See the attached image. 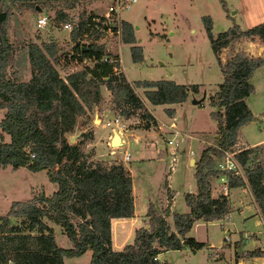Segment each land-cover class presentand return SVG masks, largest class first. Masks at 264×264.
I'll return each mask as SVG.
<instances>
[{
	"label": "trees",
	"instance_id": "trees-1",
	"mask_svg": "<svg viewBox=\"0 0 264 264\" xmlns=\"http://www.w3.org/2000/svg\"><path fill=\"white\" fill-rule=\"evenodd\" d=\"M15 1L32 3L37 10L52 2L80 0ZM85 16L80 17V30ZM8 21L9 13H0V111H5L0 130L9 136V143L0 144V169L11 167L12 170L25 168L33 173L45 172L48 181L57 189L50 197L43 191L32 192L30 200L12 202L7 214L0 216V264H65V259L80 258L88 252L91 257L87 264H167L158 260V256L184 246L192 251L202 249L203 244L185 238V235L197 220H222L230 213L225 196L212 197L210 180L219 175L214 170V159H221L225 152L236 151L240 128L254 121L246 103L254 91L249 80L256 69L264 66L263 59L235 52V49L239 43L255 39L264 46V24L246 31L233 24L225 32L214 35L211 19L202 18L213 54L224 47L231 48L225 63H220L222 83L210 100V106L215 109L210 113L217 127L215 145L200 153L194 174L197 192L183 196L189 212L173 215L175 232H171L166 223L172 198L168 191V206L162 213L150 204L146 212L147 227L135 230L132 243L115 251L111 241V220L134 216L130 172L121 163L87 166L80 146L70 145L65 135L72 132L78 118L86 116L93 106L101 103L98 82L104 81L114 106L126 107L128 116L139 113L141 119L152 122L153 117L123 76L115 74L112 64L101 63L93 68L81 65L83 59H99L106 54V49L96 44L74 45L76 65L82 69L66 79L59 77L50 60L56 53L53 45H44L43 50L33 44L28 47L32 69L28 82H18L8 76L12 49L7 35ZM56 21L64 24L69 19L58 12ZM82 33L74 28L71 41L78 40ZM122 41L126 45L136 43L133 28L127 22L122 23ZM130 53L133 63L143 61L141 48L132 47ZM88 75L92 78L89 82L86 80ZM141 87L149 89L145 98L153 106L185 103L188 92L198 91L197 85H178L166 80L135 83V88ZM174 114L173 109L167 110L169 118ZM252 153L249 148L236 155L244 178H233L228 174L229 186L230 189L247 187L264 220V168L249 165ZM71 215L83 222L75 227ZM12 218L27 224L28 233L24 234L20 226L10 227ZM43 218L60 228L72 243L71 248L57 245L53 229L43 222ZM246 255L257 257L264 255V251Z\"/></svg>",
	"mask_w": 264,
	"mask_h": 264
},
{
	"label": "rangeland",
	"instance_id": "rangeland-1",
	"mask_svg": "<svg viewBox=\"0 0 264 264\" xmlns=\"http://www.w3.org/2000/svg\"><path fill=\"white\" fill-rule=\"evenodd\" d=\"M110 2V0L60 1L45 4L43 8L34 10L32 3L0 0V13H9L7 35L12 49L7 68L8 76L11 75L18 82H28L31 79L32 69L28 60V47L31 44L41 50L44 49V45L55 47V56L50 60L61 79H66L68 75L82 69L76 65L73 47L76 43L87 45L89 41L84 38L71 41V35L63 28V23H57V13L67 15L68 19L76 14L80 17L82 14L95 15L96 12L103 11ZM38 9L41 11L39 12ZM39 14L47 16L49 21L42 29H39L36 23ZM121 17L132 26L135 45H126L123 41L118 43L108 38L106 41L98 42L97 46L107 47L111 56L118 57L119 63L115 74H121L125 82L144 102L153 117V122L150 119H141L139 113L128 116L125 113L126 107L116 108L112 94L103 81L97 83L102 98L101 103L93 106L86 116L78 118L72 132L65 135V138L68 142L73 138L74 142L69 143L70 145L80 146L85 154L87 166L95 163L105 166L123 164L132 177L134 209L136 208L138 214L142 213L141 216L147 218L144 211L148 210L150 204L158 206L161 212L165 206H168L165 191L166 177L169 171L171 173L168 167L170 158L176 156L172 155L173 147H168L166 140L172 139L176 132L179 136H183L186 143L178 152L185 157L193 151L194 156H191L196 159V163L204 149L215 145L217 127L216 122L210 117V113L215 111L210 106V96L219 90L217 85L222 82L220 63H225L230 52L227 53L226 58L223 51L213 54L202 18L209 17L212 20L213 33L226 31L233 24L246 31L264 24V0H222V2L220 0H137L136 3L131 4L129 10L122 13ZM258 46L264 48L262 44ZM132 47L141 48L142 62H132L130 53ZM253 49H255L254 58L263 59L264 51L261 52L255 46ZM219 57L224 58V62ZM260 68L256 69L250 78L254 91L246 102L254 121L239 130L241 141L247 144L243 145L239 141L235 148L237 151H244L250 144L264 138V70ZM163 77L166 78L162 79ZM169 77L176 84L200 85L201 91L188 92L189 97L185 102L187 105L173 109L164 105H151L145 98V93L149 89L135 88L136 82H155L167 80ZM86 80L91 81V76L88 75ZM203 97H206L203 103L192 104L193 100L198 101ZM169 109L175 111L173 118L167 115ZM4 113L5 111H0V121ZM115 119L119 122L117 123ZM172 124L175 131L171 129ZM114 131L124 139L122 147L110 145ZM8 142L9 136L0 130V144ZM252 151L249 165H260L264 168V143L254 146ZM126 156L129 157L128 161H124ZM214 160V170L217 171L221 162L220 159ZM177 168L178 173L175 175L173 172L171 175L179 176L175 190L180 193L185 184L189 185L195 182V179L194 175H188L187 170L181 173L180 167ZM42 185L46 186L48 195L56 188L55 184L48 181L45 172L33 173L25 168L12 170L11 167L0 169V216L7 214L12 202L27 201L30 198V191L35 190L36 194L40 192ZM215 191L218 196L221 195L220 184L215 187ZM179 193L175 208L178 209L180 206L186 208L183 193L181 195ZM229 198L234 200L232 191ZM240 200L245 202V206L253 208L249 195H241L237 201ZM235 204L237 205L236 202ZM237 214L235 211L231 217L238 231L256 233L263 230L254 226L252 222L244 224ZM43 222L53 229L58 246L66 249L72 247V243L63 235L59 227L54 226L46 218H43ZM71 222L78 227L83 221L71 215ZM147 222L148 219L140 220L135 225L129 223L131 226L128 227L125 222V224H114L112 248L113 246L117 248L119 240L122 239V233L118 231L124 230L123 244L132 243L134 228L144 227ZM9 223L10 227L20 226L24 234L28 233L27 224H22L21 219L12 218ZM222 224L226 225V221ZM195 233L204 241L208 238V242L215 246L220 242L223 243L224 232L218 224L208 228L200 225ZM259 236L261 237L259 243L254 239L243 241V250L255 248L256 244L264 245V235ZM237 240L239 235H231L233 245ZM90 257L91 253L88 252L80 258L66 259V263L87 264ZM166 257L171 264H191V259L180 252H170ZM200 262L199 260L198 263Z\"/></svg>",
	"mask_w": 264,
	"mask_h": 264
},
{
	"label": "crops",
	"instance_id": "crops-1",
	"mask_svg": "<svg viewBox=\"0 0 264 264\" xmlns=\"http://www.w3.org/2000/svg\"><path fill=\"white\" fill-rule=\"evenodd\" d=\"M124 22H126V21H124ZM212 28H213V25H212ZM222 32H225V31H222ZM222 32H218V33L214 32L213 34L217 35V34L222 33ZM243 42L244 43H242V44L239 43L240 45L238 44L236 46L235 52L241 51V52H244L245 54H247L248 56L255 57L254 56L255 49H253L254 46L257 47L258 50H260L261 52L264 51L263 47L258 46V44L261 45V43L257 39H255L253 41L247 40V41H243ZM244 45L246 46L245 48H244ZM229 49H230L229 47H224L219 52L223 51V53H224L223 55L225 56L224 58H226L227 53L231 52V50H229ZM219 58H220V60L222 62H224L223 61L224 58L223 59L221 57H219ZM260 69L264 70V66L262 68H260ZM123 70H124V67H123ZM165 78L166 77H163L162 79H165ZM166 81H173V80H171V77H169ZM249 83L251 84L250 80H249ZM178 85H180V84H178ZM219 85H217L218 88H219ZM197 86H198V92L201 91L200 90V85H197ZM217 92H215L213 95L210 96V100H211L212 97H214V95ZM205 98L206 97H204V100H205ZM248 98L246 99V102H247ZM204 100L201 101V102L203 103ZM185 105H187V103L174 104V105H164V106L173 107V109H174V107H178V106L183 107ZM175 120H176V118L174 119V121ZM120 138H121V141L123 143L124 139L121 136H120ZM239 141H241L240 137L238 138V143H239ZM242 143H243V145L247 144V143H244V142H242ZM262 143H264V138L263 139H259L258 141H256L253 144H250V146L248 148L246 147L245 150H247L249 148H253L254 146L260 145ZM183 145L184 144H182L181 146H183ZM192 152H190L189 155H186L185 157L183 155H181V153H179V152H178L177 155L175 153L176 157H175L174 168L171 171V173L169 171V174L166 177L167 178L166 179V183L167 184H166L165 191L166 192L169 191V193H170V195L172 197L171 198V204L169 206L170 214L166 217V223L169 226L171 232H175L173 215H176V214H187L189 212V209L187 207L184 208V207L180 206V208H178V209L175 208L176 203H177V201L179 199V197H177V194L179 193V191L175 190L176 187L178 186L179 176L178 177L177 176L173 177L174 174L173 175H171V174L173 172L175 173V175L178 173L179 170H178L177 167H180L181 173H183V171L185 172L187 170L188 171V175L193 176L195 174V167H194L195 165L193 166V168L190 167L191 160H194V164H196V159L191 156V155L194 156V154H193L194 152L193 153ZM240 152H242V151H240ZM195 185H196V181L192 182L189 185L185 184V187L182 188V191L179 194L181 195L183 193V196L185 194L195 195L196 192H197V188H196ZM210 185H211L212 197L216 198L218 196V194H216L215 187L217 185H219V182L217 181V178H212L210 180ZM45 187H46L45 185H42L41 191H43L47 197H50L57 189V186H56L54 191L51 194L48 195L46 193L47 191H46ZM34 189H36V187ZM231 191H232V193H234V200L232 201V199L229 198L230 199V203H229L230 213H229L227 218L222 219V220L210 221V222H206V221H204L202 219L197 220V221H195L193 223L190 231L185 235V238L194 239L196 242L203 244L204 247L202 249H199V250H196V251H192L190 248L184 246L180 250L167 251L166 253H164L162 255H159L158 256V260L164 261L167 264H171L167 260L166 255L168 253H170V252H180L182 254H185L189 259H191L192 262L190 260H188V261H190L191 264H197L199 262V260L201 262L198 263V264H264V255H260V256H257V257H247V255H246L247 253L258 252V249H260V248H261L260 251L264 250L262 248V247H264V245L261 244L260 246H258V244H256L255 248L251 247V248H248V249H245V250H243V245H242V242L244 241V239L246 237H248V240L249 239H254L256 241V243H259L258 240L261 238L259 235H261V234H258L257 236H254V235H252L254 233L238 231L237 227L235 226V224L233 222V218H232L233 215H234V212L236 211L238 213L237 216L240 217L243 220L244 224H248V223L252 222L254 226H258L259 228H262V226L259 224L260 220L262 219V216L260 215V213H259V211L257 209V206H256V204H255V202L253 200V197L251 196V194H250L249 190L247 189V187L233 188V189H231ZM32 192H35V190L30 191V198L28 200L31 199V197H32L31 193ZM241 195H249L250 201H251V204H252L253 208H251L249 206H245L246 204L242 200L237 201L240 198ZM19 202H26V201H19ZM235 202L237 203V205L235 204ZM166 207L167 206H165V208ZM156 209L159 211V213H162L158 209V206L156 207ZM146 212L147 211H144V215H146ZM141 214H138L137 211H136V208H135L134 209V216L132 218H130V219H112L111 220V241L113 240L114 224L117 225V224H121V223H123V224L126 223V227H128V226H131V225H135V223H139L140 220H147L148 219V218H145V216H141ZM223 221H226V225L222 224ZM216 224H218L220 229L224 232L223 243L220 242L219 245H217V246L213 245L212 243H209L208 242V238L205 241L200 239V237L195 233L196 228H198L200 225H203L205 228H208L209 226L216 225ZM145 226L147 227V225H145ZM139 228H141V227L136 226L134 229L137 230ZM118 232L122 233V239L119 240L117 248H114V246H113L115 251H121L124 246H126L128 244H131V242L130 243L128 242L127 244H123V241H124V230L118 231ZM259 232H261V231L259 230L256 233H259ZM225 234L228 235L227 236L228 237V241L227 242L225 241V238H226ZM235 234L239 235V240H237L235 242V244L233 245L231 243V235H235ZM236 239H238V238H236ZM64 262H65V264H67L66 263V259L64 260Z\"/></svg>",
	"mask_w": 264,
	"mask_h": 264
},
{
	"label": "built area",
	"instance_id": "built-area-1",
	"mask_svg": "<svg viewBox=\"0 0 264 264\" xmlns=\"http://www.w3.org/2000/svg\"><path fill=\"white\" fill-rule=\"evenodd\" d=\"M110 4L104 8L101 12H96L95 15L91 14L86 15L83 21V28L80 30V16L78 14L70 16L69 21L63 24V28L71 34L74 28L77 31H82L81 38L87 39L89 44H96L99 45L98 42L106 41L108 38L116 40L118 43L122 41V23L124 20L122 19L121 15L123 12L130 9L131 4L136 3L137 0H110ZM37 27L39 29L45 28L49 21L48 17L44 16L43 14H39L36 20ZM87 44V45H89ZM79 45H85L84 43H79ZM85 45V46H87ZM106 49V54L101 58L97 59L95 57L91 59H83L81 65L85 66L86 68H93L97 64L101 63H108L113 65V70L116 72L118 68V57L111 56L109 54V49L105 46H102ZM81 56V55H77ZM118 123L119 120L115 119ZM173 124L171 125V129L175 131V127L173 128ZM185 143V139L183 136H179L178 133H174L172 139L166 140V145L168 147H173L172 155L178 151L180 146ZM240 153V151H233V152H225L224 156L220 159L219 168L217 172L219 175L216 177L217 181L221 186V194L225 196L227 199L229 198L230 194V186H229V179L228 174L231 175L233 178H244L243 170L239 163L236 160V155ZM170 164L168 165L171 171L174 168L175 157L170 158ZM129 157L126 156L124 161H128ZM259 224L262 226V231L259 233H254L252 235L257 236L258 234L264 235V220L261 219ZM248 237L244 239L247 241ZM225 241H228V237L226 235ZM264 249V248H263ZM264 251V250H261Z\"/></svg>",
	"mask_w": 264,
	"mask_h": 264
},
{
	"label": "water",
	"instance_id": "water-1",
	"mask_svg": "<svg viewBox=\"0 0 264 264\" xmlns=\"http://www.w3.org/2000/svg\"><path fill=\"white\" fill-rule=\"evenodd\" d=\"M38 11L40 12L41 10L40 9H38ZM262 58L264 59V52H262ZM204 100V97L201 99V100H193L192 101V104H194V105H198L201 101H203ZM74 141H73V138H70L69 139V143H73ZM110 145L112 146V147H114V146H120V147H122L123 146V143H122V141H121V138H120V136L117 134V133H114L113 134V136H112V138H111V143H110ZM190 166H194V160H191V162H190Z\"/></svg>",
	"mask_w": 264,
	"mask_h": 264
},
{
	"label": "bare ground",
	"instance_id": "bare-ground-1",
	"mask_svg": "<svg viewBox=\"0 0 264 264\" xmlns=\"http://www.w3.org/2000/svg\"><path fill=\"white\" fill-rule=\"evenodd\" d=\"M114 133H117L116 131H114ZM119 136H120V134L119 133H117Z\"/></svg>",
	"mask_w": 264,
	"mask_h": 264
}]
</instances>
